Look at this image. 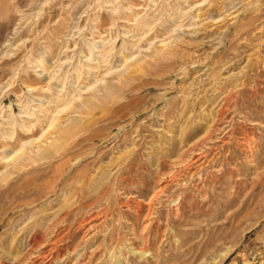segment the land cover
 Segmentation results:
<instances>
[{
	"label": "rangeland",
	"instance_id": "obj_1",
	"mask_svg": "<svg viewBox=\"0 0 264 264\" xmlns=\"http://www.w3.org/2000/svg\"><path fill=\"white\" fill-rule=\"evenodd\" d=\"M0 264H264V0H0Z\"/></svg>",
	"mask_w": 264,
	"mask_h": 264
},
{
	"label": "bare ground",
	"instance_id": "obj_2",
	"mask_svg": "<svg viewBox=\"0 0 264 264\" xmlns=\"http://www.w3.org/2000/svg\"><path fill=\"white\" fill-rule=\"evenodd\" d=\"M165 46H167V45H165ZM165 46H162V47H160V49H159V51L160 52H162L163 50H164V48H165ZM123 59V58H122ZM155 63V62H154ZM76 74V73H75ZM108 89V88H107ZM114 90V89H113ZM27 130V129H26ZM30 143V142H29ZM29 152V151H28ZM42 156V155H41ZM27 165V164H26ZM19 170V169H18ZM34 239H36V238H34ZM37 241V240H36ZM39 241V240H38ZM29 245V244H28ZM37 247H39V246H37ZM141 256H146V253L145 252H143V253H141L140 254ZM14 257V256H13ZM25 263V262H24Z\"/></svg>",
	"mask_w": 264,
	"mask_h": 264
}]
</instances>
